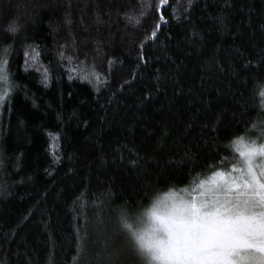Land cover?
<instances>
[{
    "label": "trees",
    "instance_id": "16d2710c",
    "mask_svg": "<svg viewBox=\"0 0 264 264\" xmlns=\"http://www.w3.org/2000/svg\"><path fill=\"white\" fill-rule=\"evenodd\" d=\"M155 4L0 0V49L11 45L15 85L0 105V264H72L87 227L85 264L98 212L113 234L118 209L135 214L170 187H194L214 163L235 162L226 147L235 136L258 135L264 0H169L162 13ZM142 7L129 23L125 14ZM160 14L167 22L144 42L145 63L138 48ZM33 48L37 62L26 67ZM92 72L99 83L80 78Z\"/></svg>",
    "mask_w": 264,
    "mask_h": 264
},
{
    "label": "snow or ice",
    "instance_id": "6c2138e0",
    "mask_svg": "<svg viewBox=\"0 0 264 264\" xmlns=\"http://www.w3.org/2000/svg\"><path fill=\"white\" fill-rule=\"evenodd\" d=\"M168 2L156 0L154 11L162 13ZM144 15L142 7L139 13H126L125 17L129 23L138 24ZM224 19L218 16L216 22L223 26ZM166 22V17L160 14L150 35L141 41L138 60L147 62L144 42L157 38ZM19 27L17 17L10 22L8 32L15 34ZM10 51L11 45L0 49V105L5 104L15 87L8 70ZM24 56L26 67L35 66L38 59L35 48L31 52L26 50ZM67 59L71 62L72 58ZM41 75L46 83L48 70ZM80 78L100 82L95 72ZM144 95L150 97L151 93ZM214 115L215 131L224 114ZM204 130H208L207 126ZM51 139V147L55 148L56 136ZM226 147L237 154L229 168L214 163L194 187L179 191L170 187L135 214L118 209L113 234L108 233L103 213L98 212L95 237L91 240L98 247L85 264H126L127 256L138 258L139 264H264V121L260 122L257 136L237 135ZM53 155L58 162L59 156L55 152ZM129 163L137 165L136 160ZM76 243L72 264H81L89 252L87 227L78 229Z\"/></svg>",
    "mask_w": 264,
    "mask_h": 264
},
{
    "label": "rangeland",
    "instance_id": "374dc122",
    "mask_svg": "<svg viewBox=\"0 0 264 264\" xmlns=\"http://www.w3.org/2000/svg\"><path fill=\"white\" fill-rule=\"evenodd\" d=\"M231 165H229V167H230Z\"/></svg>",
    "mask_w": 264,
    "mask_h": 264
}]
</instances>
